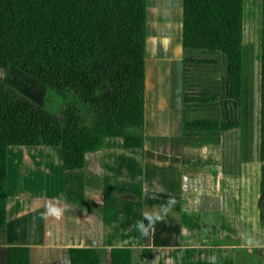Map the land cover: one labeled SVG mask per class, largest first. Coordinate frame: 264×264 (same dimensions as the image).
<instances>
[{
	"label": "crops",
	"instance_id": "crops-1",
	"mask_svg": "<svg viewBox=\"0 0 264 264\" xmlns=\"http://www.w3.org/2000/svg\"><path fill=\"white\" fill-rule=\"evenodd\" d=\"M195 52L181 47V0H145L142 145L106 138L81 168L60 170L59 188H29L17 173L6 188L5 175L0 264H67L69 247L105 250L99 264H264L258 122L252 133L240 113L230 114L226 87L193 92L197 64L182 58ZM183 95L216 100L183 103ZM192 118L240 125L187 133L183 120ZM19 147L7 148L14 170L40 156L60 166L59 147Z\"/></svg>",
	"mask_w": 264,
	"mask_h": 264
},
{
	"label": "trees",
	"instance_id": "trees-1",
	"mask_svg": "<svg viewBox=\"0 0 264 264\" xmlns=\"http://www.w3.org/2000/svg\"><path fill=\"white\" fill-rule=\"evenodd\" d=\"M145 0H0V69L12 66L48 90L71 93L86 106L65 104L60 118L0 81V229L5 220L9 146L59 147L63 170L79 169L88 152L119 137L123 148L142 145ZM243 0H181L183 50L216 52L226 60L224 98L241 97ZM257 157L264 161V0H259ZM184 64L215 59L183 56ZM183 95V103L214 101ZM85 116V115H84ZM237 119L183 120L187 133L235 130ZM105 250L69 247L67 264H99Z\"/></svg>",
	"mask_w": 264,
	"mask_h": 264
},
{
	"label": "rangeland",
	"instance_id": "rangeland-1",
	"mask_svg": "<svg viewBox=\"0 0 264 264\" xmlns=\"http://www.w3.org/2000/svg\"><path fill=\"white\" fill-rule=\"evenodd\" d=\"M243 33H242V53L240 59V75H241V89L242 95L239 102L230 100V109L233 111L230 114H239L242 118L251 123L252 133L254 132V125L257 120V95H258V54H259V0H243ZM190 54V53H189ZM202 58L215 59L214 64H197V69L191 70L192 76H196L192 81L193 92L197 93H212L220 92L227 88V71L226 60L223 56L216 52L199 51L192 53ZM187 73L184 69L183 75ZM205 75L207 79H198ZM216 77L218 82H216ZM214 79L211 81L210 79ZM202 80V81H198ZM207 80V81H206ZM0 81L7 87L18 91L24 96L31 99L37 106L51 114L56 118H60L61 110L65 104L74 103L79 107L78 115L84 124H89L92 116L86 117V106L80 103L79 100L74 99L71 93L62 95L48 90L45 86L37 82L32 77L20 72L16 68L9 66L6 69H0ZM226 85V86H225ZM219 89V90H218ZM218 90V91H217ZM226 91V90H225ZM85 115V116H84ZM19 148H25L23 146ZM54 150L58 148L54 147ZM30 149H27L29 153ZM40 149L38 155H41ZM8 153V152H7ZM7 154L6 157V188H14L18 182L15 174L23 176V182L29 188H59L61 175L59 163L54 161L51 165L45 164L43 158L26 161L25 175L21 170H14L16 165L13 161L12 155ZM43 166V167H42ZM44 169V170H43ZM48 169V172H47ZM27 171V172H26ZM50 172V173H49ZM27 175V176H26ZM25 179V181H24ZM23 184V183H22ZM62 188L65 185H61ZM24 187V184H23Z\"/></svg>",
	"mask_w": 264,
	"mask_h": 264
},
{
	"label": "bare ground",
	"instance_id": "bare-ground-1",
	"mask_svg": "<svg viewBox=\"0 0 264 264\" xmlns=\"http://www.w3.org/2000/svg\"><path fill=\"white\" fill-rule=\"evenodd\" d=\"M171 17H173V14H171ZM167 28V27H166Z\"/></svg>",
	"mask_w": 264,
	"mask_h": 264
}]
</instances>
